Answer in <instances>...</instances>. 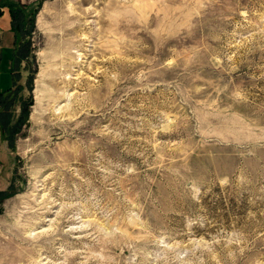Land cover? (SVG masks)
<instances>
[{
    "label": "rangeland",
    "instance_id": "1",
    "mask_svg": "<svg viewBox=\"0 0 264 264\" xmlns=\"http://www.w3.org/2000/svg\"><path fill=\"white\" fill-rule=\"evenodd\" d=\"M8 1L0 264H264V0Z\"/></svg>",
    "mask_w": 264,
    "mask_h": 264
},
{
    "label": "crops",
    "instance_id": "2",
    "mask_svg": "<svg viewBox=\"0 0 264 264\" xmlns=\"http://www.w3.org/2000/svg\"><path fill=\"white\" fill-rule=\"evenodd\" d=\"M8 0H0V99L10 92L15 84L14 56L16 32L13 14ZM6 109L0 107V113ZM7 137L6 128L0 119V190L9 185V175L14 165V155Z\"/></svg>",
    "mask_w": 264,
    "mask_h": 264
},
{
    "label": "bare ground",
    "instance_id": "3",
    "mask_svg": "<svg viewBox=\"0 0 264 264\" xmlns=\"http://www.w3.org/2000/svg\"><path fill=\"white\" fill-rule=\"evenodd\" d=\"M84 11H85V10H84ZM84 37H85V36H84ZM73 52H76V51L73 50ZM77 54H81V53H76V55H77ZM54 95L56 96V93H55ZM57 95H58V94H57ZM58 96H62L61 93H60Z\"/></svg>",
    "mask_w": 264,
    "mask_h": 264
}]
</instances>
